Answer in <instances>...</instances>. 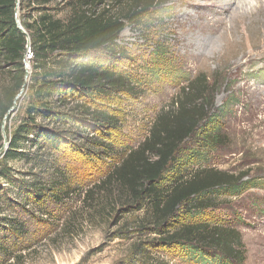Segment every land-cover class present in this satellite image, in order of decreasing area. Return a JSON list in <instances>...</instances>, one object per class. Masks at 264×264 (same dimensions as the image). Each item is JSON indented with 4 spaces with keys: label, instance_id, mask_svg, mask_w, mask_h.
Here are the masks:
<instances>
[{
    "label": "rangeland",
    "instance_id": "rangeland-1",
    "mask_svg": "<svg viewBox=\"0 0 264 264\" xmlns=\"http://www.w3.org/2000/svg\"><path fill=\"white\" fill-rule=\"evenodd\" d=\"M212 1L207 7L210 0H193L194 7H188L191 16L202 20L210 16L208 13L222 14L227 26L233 25L236 14L232 12L239 0L226 8L222 0ZM247 1L252 12L244 16L241 35H233L235 43H228L217 31L218 35L209 33V37H218L214 47L208 45L200 51L182 48L184 34L176 19L180 8L176 0H162L164 12L158 20L147 22V29L142 30L127 25L119 34L114 53L100 49L86 55L95 63L129 75L134 89L89 101L88 108L114 118L116 124L111 129L97 130L87 120L79 138L8 163L13 168L12 182L0 179V243L4 249L0 264H194L182 258L177 247L153 246L154 234L138 228L144 211L135 210L133 205L127 208L119 200H106L103 195L107 192L119 191L102 182L144 141L155 114L200 73L217 83L214 110H220L215 118L221 140L213 148H198L197 135L188 138L177 156L195 149L197 153L181 165V170L206 167L247 172L239 194L213 200L203 218L235 226L246 248L243 264H264V1L261 9L255 5L259 0ZM60 2L53 0L50 5L59 8ZM204 30L197 29L192 38ZM160 53L163 60L154 64ZM25 66L26 87L3 122L11 129L28 96L27 59ZM154 66L158 67L157 77L151 75ZM9 75L7 68L0 70V85ZM2 136L0 158L7 147L5 130ZM30 182L34 188L28 186ZM52 192H57L56 197ZM86 192L95 193L94 199H86ZM137 243L146 248L147 256L135 258L133 246Z\"/></svg>",
    "mask_w": 264,
    "mask_h": 264
},
{
    "label": "trees",
    "instance_id": "trees-1",
    "mask_svg": "<svg viewBox=\"0 0 264 264\" xmlns=\"http://www.w3.org/2000/svg\"><path fill=\"white\" fill-rule=\"evenodd\" d=\"M52 1L0 0V70L7 68L10 74L0 85V147L2 124L26 87L25 59L30 63L22 113L12 129L4 126L8 142L1 153L0 179L6 184L12 182L9 162L58 149L61 141L79 138L87 120L97 130L114 127L112 116L87 105L114 93H132L134 86L129 75L86 55L100 49L114 53L127 25L147 29L144 24L157 21L164 12L162 0H61L59 8L51 6ZM27 42L31 56L25 58ZM159 55L154 64L163 60V54ZM157 69L152 68L153 77H157ZM217 91L215 80L204 73L183 84L155 114L140 146L131 149L103 180V185H113L119 192H107L103 197L143 210L138 228L154 234L153 246L177 247L179 255L194 264H243L246 248L241 232L224 221L205 220L203 215L213 200L238 195L247 172L206 167L184 172L181 165L193 159L197 149L177 156L194 135L198 148H213L221 140L215 118L220 110H214ZM28 186L34 188L35 184ZM56 193L52 195L56 197ZM94 196L86 192V199ZM140 245L133 246L136 259L149 253Z\"/></svg>",
    "mask_w": 264,
    "mask_h": 264
},
{
    "label": "bare ground",
    "instance_id": "bare-ground-1",
    "mask_svg": "<svg viewBox=\"0 0 264 264\" xmlns=\"http://www.w3.org/2000/svg\"><path fill=\"white\" fill-rule=\"evenodd\" d=\"M222 1H223L224 8H226L228 6L230 7L232 2H236L235 0H222ZM263 1L264 0H259V2H256L255 5L258 7L260 6L259 8L261 9ZM248 2L249 1H247V0L246 1L239 0L238 2L235 3V6H234L235 8L233 9L232 13L235 12L236 15H234L235 18L233 21V25L231 24L228 27L227 24L224 22L226 15L223 16L222 14H217V13H215L216 15L215 14L213 15L212 13H208V14H210V16H207V18L200 20L199 16H197V15L195 17L191 16L190 11L188 10L189 6L194 7L193 0H176V3L178 5V7L180 8L178 11V15L176 16V19H177V22L179 23V25H181V28H182L181 33L184 34L182 37V40H181L182 48L187 49V50H189V47H191L192 49L198 48L200 51V50H203L208 45H211V47H214L215 43H217V41H218L217 40L218 37H217V39L216 38L214 39V35L209 37V33L214 32V33H217V35H218L217 31H219V35H218L219 37L225 36L228 43L230 41L235 43L233 35L235 33H238V35H241L240 28H241V23H243L244 16L247 15V12L248 13L252 12L251 7L248 9L246 6L248 4ZM212 3H213V1L210 0V2L207 3V7H208V5H212ZM220 7L221 6H219V9H220ZM219 9L216 12H218ZM254 9L255 8H253V10ZM220 11H221V9H220ZM222 13H223V10H222ZM196 19H197V21H196ZM175 22H176V20H175ZM177 22H176V24H177ZM202 27L205 29L204 34L200 33V34H198V36L196 38H192V35L195 34V31L197 29H201L203 32ZM224 45H225V43H224Z\"/></svg>",
    "mask_w": 264,
    "mask_h": 264
},
{
    "label": "water",
    "instance_id": "water-1",
    "mask_svg": "<svg viewBox=\"0 0 264 264\" xmlns=\"http://www.w3.org/2000/svg\"><path fill=\"white\" fill-rule=\"evenodd\" d=\"M16 2H18V0H16ZM17 25H18V27L21 29V31L23 32V33H25V30L23 29V27H22V25H21V23H20V21H19V19L17 18ZM26 48H27V50H29L30 51V49H29V42H27V45H26ZM31 53V52H30ZM25 57H26V54H25ZM21 90H23V88L21 89ZM20 90V91H21ZM15 108V102H14V104H13V106L10 108V111L11 110H13ZM8 115V114H7ZM6 115V116H7ZM4 130V123L2 124V131ZM3 135H4V133H3ZM4 142H5V144L7 143V139H6V137L4 136ZM2 148H0V150H1Z\"/></svg>",
    "mask_w": 264,
    "mask_h": 264
},
{
    "label": "built area",
    "instance_id": "built-area-1",
    "mask_svg": "<svg viewBox=\"0 0 264 264\" xmlns=\"http://www.w3.org/2000/svg\"><path fill=\"white\" fill-rule=\"evenodd\" d=\"M25 54H26V57H25V58H28V57H30V56H31V53H30V51H29V50H27Z\"/></svg>",
    "mask_w": 264,
    "mask_h": 264
}]
</instances>
